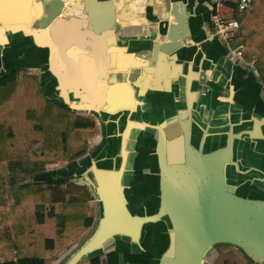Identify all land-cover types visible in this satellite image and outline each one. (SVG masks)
<instances>
[{"label": "crops", "instance_id": "crops-1", "mask_svg": "<svg viewBox=\"0 0 264 264\" xmlns=\"http://www.w3.org/2000/svg\"><path fill=\"white\" fill-rule=\"evenodd\" d=\"M212 2H68L65 12L70 9L80 14L65 18L62 27L59 24L56 26L57 32L49 30V36L61 41L60 35L63 33L70 41L73 40L70 46L79 50L74 54L64 51V57H57V69L66 88H77L75 83L79 80L86 83L80 85V89L104 90L107 109L96 114L87 110H74L96 122V129L89 137L87 153L73 161L47 165L46 172L34 175L33 181H64L73 176L72 181L75 182V179L86 178L93 166L105 169L123 166L130 170L125 185L130 190V201L135 212L139 215L155 213V179L147 181L143 172L146 168L154 169L155 175L160 133L157 127L178 120L180 113L187 108L188 92L191 90L197 94L192 109V142L195 146L198 147L201 138L206 136L205 152L210 153L224 147L230 136L239 137L235 140V157L240 165L232 172L243 196V176L238 173V169L241 166L245 170L249 163L243 158L252 162L256 159L261 161L262 164L257 163L261 164L259 167L264 173V86L254 63L246 61L244 57L241 61L230 59L232 64H227V49L210 36ZM176 3H184L190 9L191 41H185V46L175 53L178 60L173 61L170 55L165 54L157 65L152 66L150 59L154 44L166 41L171 27L176 23L172 14ZM9 55L12 59H8ZM50 58L49 48L39 47L33 39L15 34V41L10 46L0 47V76L15 71L11 66L19 64L16 70L25 72L31 69L29 75L39 79L45 97L63 102L60 80L50 69ZM190 77L192 80L187 87ZM155 82L162 90L152 89ZM143 86L146 91L140 94ZM95 95H88L89 99L83 101L75 94H69V99L76 103H90ZM260 120L263 121L258 126ZM131 121L155 129L134 130L129 134L130 138L124 141V132ZM249 131H256L263 136L252 138L248 135ZM219 137L224 142L213 145L212 142ZM124 148L128 153L126 158L123 157ZM139 170L144 176H139ZM87 187L92 190L90 186ZM92 194L94 200L89 203V216L94 219L93 226L71 245V252L68 251L59 259L49 258L46 264L67 263L72 252L97 229L102 208L97 195L94 192ZM11 201L10 206L15 204V198ZM92 206L95 208L94 216H91ZM169 241L167 224H149L140 244L118 240L98 259H102L101 264H106V255L116 251L122 255V264H158L169 247ZM8 245H1L0 252L8 249L13 257L7 253L11 257L7 259L4 254H0V263L17 260V253H13ZM248 258L253 264H264ZM96 260H89L87 264H94Z\"/></svg>", "mask_w": 264, "mask_h": 264}, {"label": "water", "instance_id": "water-1", "mask_svg": "<svg viewBox=\"0 0 264 264\" xmlns=\"http://www.w3.org/2000/svg\"><path fill=\"white\" fill-rule=\"evenodd\" d=\"M29 1L37 7V15L20 23H8L0 18V38L2 34L6 38L9 32L23 34L33 39L37 46L49 48L50 69L60 80V91L65 100L62 103L72 110H87L93 114L106 110L104 90L80 89L78 87L86 83L79 80L75 83L77 88H66L56 66L57 57H64L65 50H59L52 43L49 30L55 33L58 24L63 26L64 20L60 17L65 13L67 3L72 0H45L50 7L47 15V6L42 0ZM4 5L9 6L6 13L13 14V0ZM172 14L176 23L171 27L166 41L154 44L150 59L152 66L157 65L165 54L170 55L173 61L178 60L175 53L185 46V41H191L189 7L184 3H176ZM66 41L73 42L70 39ZM2 43L7 44L8 39ZM226 62L232 64L229 58H226ZM191 80L190 77L187 87ZM152 89L162 90L156 82ZM145 91L143 86L139 93ZM69 94H75L83 101L88 100L91 94H96V97L90 103H76L69 99ZM188 94L187 108L180 113L178 120L157 127L160 133L156 149L155 213L139 215L135 212L130 201V190L125 185L130 170L123 166L118 169L93 166L86 178L77 184L90 186L91 192L97 195L102 208L100 222L65 264H87L91 256L97 252L104 254L118 240L140 244L146 226L162 222L169 227L170 241L158 264H206L210 252L221 244L242 250L257 263L264 262V173L259 167L262 162L243 158L249 163L245 170L241 166L238 169V173L243 176L242 196L232 172L240 165L235 157V140L239 137L230 136L224 147L210 153L205 152L206 136L201 138L198 147L195 146L192 142V109L197 94L191 90ZM262 121L258 122V126ZM149 128L155 129L131 121L123 140L130 138L129 134L134 130ZM248 135L252 138L263 136L256 131H249ZM223 142L224 139L219 137L212 144ZM127 154L124 148L123 157L126 158Z\"/></svg>", "mask_w": 264, "mask_h": 264}, {"label": "trees", "instance_id": "trees-1", "mask_svg": "<svg viewBox=\"0 0 264 264\" xmlns=\"http://www.w3.org/2000/svg\"><path fill=\"white\" fill-rule=\"evenodd\" d=\"M235 18L243 28L237 44L244 45V58L254 63L264 86V0H252V9L236 12ZM95 129L93 119L45 97L37 77L20 70L0 76V181L7 193L14 191L13 163L28 181L17 188L15 204L0 210V246L8 243L17 253V260L0 264L59 259L93 226L89 203L94 197L87 186L73 182V176L46 183L33 177L46 172L47 165L83 157ZM102 255L97 252L90 260ZM106 258V264H122L116 251Z\"/></svg>", "mask_w": 264, "mask_h": 264}, {"label": "rangeland", "instance_id": "rangeland-1", "mask_svg": "<svg viewBox=\"0 0 264 264\" xmlns=\"http://www.w3.org/2000/svg\"><path fill=\"white\" fill-rule=\"evenodd\" d=\"M48 11L46 12L45 15L48 14ZM41 22V21H40ZM22 37H25L23 34H19ZM8 39V45H11V42L15 41V34H11V32L8 33V36L5 38L2 34V37L0 38V47L7 45V44H3L2 41H6ZM19 42V41H18ZM15 46V44H14ZM14 55H16V53H14ZM12 59L11 55L8 56V59ZM20 67V65L18 64V66H11V69L14 68L15 70L18 69ZM25 72H27L28 74H31L32 71L31 69H26ZM6 74V73H5ZM10 74V73H9ZM12 169V180L15 182L16 186L14 188V191L11 193H7L5 190V184L3 181H0V210H5L7 207L10 206V204H12L11 200L13 199V197L15 198V202H16V196L18 194V190L17 188L19 187L20 184H25L26 182H28L27 180H25V175L23 173L22 167L16 163H13L11 166ZM51 169V167H49V170ZM139 176H144L142 175V170L138 171ZM82 178V177H80ZM83 179H75V182H80ZM129 196V193H128ZM91 215L94 216L95 215V208L94 206H92L91 208ZM10 247V245H8ZM8 247V248H9ZM72 247V246H71ZM6 249V247H5ZM11 251L14 253L15 251L12 250V248L10 247ZM73 249L69 250V252H71ZM13 257L8 249L6 250H2L0 252V254H4V258H11L8 254ZM101 260L102 259H97L94 264H101ZM66 261H64L61 264H64ZM206 264H253L251 262V260L248 258L247 254L243 251H241L240 249L234 247V246H230V245H225V244H221V245H217L214 247V249L210 252V254L208 255V258L206 259Z\"/></svg>", "mask_w": 264, "mask_h": 264}, {"label": "built area", "instance_id": "built-area-1", "mask_svg": "<svg viewBox=\"0 0 264 264\" xmlns=\"http://www.w3.org/2000/svg\"><path fill=\"white\" fill-rule=\"evenodd\" d=\"M227 2L235 3L236 7ZM251 9L252 0H213L211 3L210 36L225 46L229 59L241 61L244 57V45L237 44L238 38L243 35V28L235 14H243Z\"/></svg>", "mask_w": 264, "mask_h": 264}, {"label": "bare ground", "instance_id": "bare-ground-1", "mask_svg": "<svg viewBox=\"0 0 264 264\" xmlns=\"http://www.w3.org/2000/svg\"><path fill=\"white\" fill-rule=\"evenodd\" d=\"M9 0H0V18L3 19L5 22L8 23H20L21 21H27L31 19V16L37 15V7L33 5L29 0H13V14H7L8 7H5V2ZM73 14H80L79 11L76 10H70L68 9L62 17H60L61 20H65V18H68L72 16ZM61 41L59 39H54L50 37V40L52 43L59 49V50H65L69 51L70 54H74L75 51H78L79 49H75L74 47H71L70 45L73 43H67L66 40L70 39L66 35L62 33ZM67 38V39H66ZM10 68V66H8ZM89 237V236H88ZM158 241V240H157ZM155 243V242H154Z\"/></svg>", "mask_w": 264, "mask_h": 264}, {"label": "flooded vegetation", "instance_id": "flooded-vegetation-1", "mask_svg": "<svg viewBox=\"0 0 264 264\" xmlns=\"http://www.w3.org/2000/svg\"><path fill=\"white\" fill-rule=\"evenodd\" d=\"M44 3H45V6H47V7H45V10H49V8L50 7H48L49 6V2L47 1H45V0H42ZM41 22H39V24H40ZM154 170V169H153ZM153 170L152 169H149V168H146L145 169V173L143 172V174L146 176V179H147V181L149 180V181H152L153 179H155L154 178V173H153ZM144 171V170H143Z\"/></svg>", "mask_w": 264, "mask_h": 264}]
</instances>
